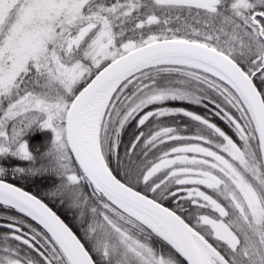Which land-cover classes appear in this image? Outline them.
<instances>
[{
	"label": "snow or ice",
	"instance_id": "1",
	"mask_svg": "<svg viewBox=\"0 0 264 264\" xmlns=\"http://www.w3.org/2000/svg\"><path fill=\"white\" fill-rule=\"evenodd\" d=\"M0 264H264V0H0Z\"/></svg>",
	"mask_w": 264,
	"mask_h": 264
},
{
	"label": "trees",
	"instance_id": "2",
	"mask_svg": "<svg viewBox=\"0 0 264 264\" xmlns=\"http://www.w3.org/2000/svg\"><path fill=\"white\" fill-rule=\"evenodd\" d=\"M221 126H224V125L221 123ZM30 190L37 192L39 194V189H37V188H30ZM53 207L55 208V210L58 211V214H60L62 216V218H64L66 220V222H68L70 225L72 224L71 217L68 213H66L62 209L56 208V206H54V205H53ZM72 226L75 227L74 225H72Z\"/></svg>",
	"mask_w": 264,
	"mask_h": 264
}]
</instances>
